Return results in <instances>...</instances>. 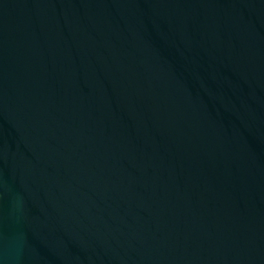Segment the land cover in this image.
I'll return each mask as SVG.
<instances>
[{
    "label": "water",
    "instance_id": "1",
    "mask_svg": "<svg viewBox=\"0 0 264 264\" xmlns=\"http://www.w3.org/2000/svg\"><path fill=\"white\" fill-rule=\"evenodd\" d=\"M0 264H264V0H0Z\"/></svg>",
    "mask_w": 264,
    "mask_h": 264
}]
</instances>
